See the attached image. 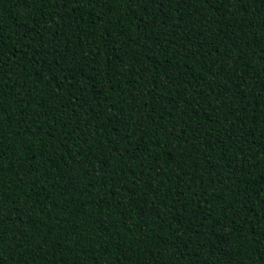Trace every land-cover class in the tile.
I'll list each match as a JSON object with an SVG mask.
<instances>
[{
	"label": "trees",
	"instance_id": "trees-1",
	"mask_svg": "<svg viewBox=\"0 0 264 264\" xmlns=\"http://www.w3.org/2000/svg\"><path fill=\"white\" fill-rule=\"evenodd\" d=\"M0 264H264V0H0Z\"/></svg>",
	"mask_w": 264,
	"mask_h": 264
}]
</instances>
